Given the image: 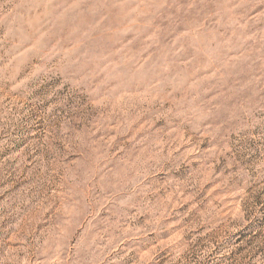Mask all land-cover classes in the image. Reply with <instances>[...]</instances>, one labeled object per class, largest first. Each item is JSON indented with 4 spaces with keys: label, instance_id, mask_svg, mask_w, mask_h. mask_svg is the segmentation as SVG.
<instances>
[{
    "label": "rangeland",
    "instance_id": "374dc122",
    "mask_svg": "<svg viewBox=\"0 0 264 264\" xmlns=\"http://www.w3.org/2000/svg\"><path fill=\"white\" fill-rule=\"evenodd\" d=\"M0 264H264V0H0Z\"/></svg>",
    "mask_w": 264,
    "mask_h": 264
}]
</instances>
